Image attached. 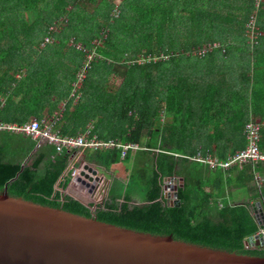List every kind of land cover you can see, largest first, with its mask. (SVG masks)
Masks as SVG:
<instances>
[{
	"label": "trees",
	"instance_id": "16d2710c",
	"mask_svg": "<svg viewBox=\"0 0 264 264\" xmlns=\"http://www.w3.org/2000/svg\"><path fill=\"white\" fill-rule=\"evenodd\" d=\"M251 20L259 33L250 31ZM47 37L53 42L41 48ZM87 55L93 59L75 101L72 82ZM0 94L17 122L52 114L67 99L62 134L91 122L98 137L140 147L123 158L119 148L82 150L105 169L128 166L125 178L110 177L92 210L55 187L67 186L76 149L57 153L0 130V192L6 186L43 205L264 255V246L243 244L257 225L248 200L225 196L231 173L165 151L192 154L201 144L223 156L245 144V124L257 119L264 150V0H0ZM255 170L264 176V160L244 163L235 179L249 180ZM162 176L180 178L177 205L161 195ZM253 187L264 205V179Z\"/></svg>",
	"mask_w": 264,
	"mask_h": 264
},
{
	"label": "water",
	"instance_id": "95a60500",
	"mask_svg": "<svg viewBox=\"0 0 264 264\" xmlns=\"http://www.w3.org/2000/svg\"><path fill=\"white\" fill-rule=\"evenodd\" d=\"M80 175L88 179L80 176L91 192L99 178L95 170L85 163ZM171 178H161L162 195L171 190L166 203L177 205L175 188L181 182L168 184L165 180ZM250 206L258 227L264 229V209L258 201ZM243 244L264 246V232L249 234ZM0 264H264V255L107 222L10 195L4 186L0 192Z\"/></svg>",
	"mask_w": 264,
	"mask_h": 264
},
{
	"label": "built area",
	"instance_id": "2783aa9c",
	"mask_svg": "<svg viewBox=\"0 0 264 264\" xmlns=\"http://www.w3.org/2000/svg\"><path fill=\"white\" fill-rule=\"evenodd\" d=\"M250 24V31L253 34H257L253 20L250 21ZM52 42V38L47 37L45 39L44 46ZM212 46H214V44L210 47ZM210 47H208V49ZM78 48L82 49L81 45H78ZM92 59L93 55H87L86 61L78 71L77 79L73 81V94L76 93V91L78 93V89L82 85V81L84 80V77L86 75L87 68L91 65ZM77 93L76 95L78 96ZM4 102L5 96H2L0 98V107ZM65 104L66 101H63L62 106H60V109L56 113H54L52 116H45L40 120L32 119L23 123L10 124L6 123V121H3L0 118V130L28 135L35 139H44L54 146L57 153L62 152L63 150L71 151L73 149L81 150L87 148L97 149L117 147L121 148V155L124 156L126 150H128L129 148L134 149L137 147L135 144H122L120 142L110 140L102 141L95 136H88L87 133H80L74 136L61 135L57 130V124L62 117V109H64ZM260 126L261 123L259 120H252L247 122L244 129V134L246 136L245 145L239 149L234 150L225 158H218L210 155L209 153L201 154L200 152H195L193 155L187 156V158L206 163L211 168H226L232 164L241 165L246 162L253 163L259 160H264V150L259 149L257 144L260 139ZM71 169V175L74 176L78 172V168L72 165ZM86 172L91 174L90 171ZM81 177L83 178L84 175H81ZM171 179H173V177ZM94 184L92 185V187L94 186ZM102 188L103 185L99 187V190L98 188H96L95 196L97 195L96 198L98 199H101L103 197V195H101ZM164 198L166 199L165 202H167L168 200H170L171 196H165ZM257 231L263 233L264 229L258 228L255 232L252 233V235H255Z\"/></svg>",
	"mask_w": 264,
	"mask_h": 264
},
{
	"label": "crops",
	"instance_id": "0c3cea01",
	"mask_svg": "<svg viewBox=\"0 0 264 264\" xmlns=\"http://www.w3.org/2000/svg\"><path fill=\"white\" fill-rule=\"evenodd\" d=\"M254 27H255V24H254ZM255 30H256V32L258 33V31H257V28H255ZM153 59H157V58H153ZM140 61H142V59L140 60ZM82 86H83V81H82V85H81V87H79V89H78V93H77V91H76V93L78 94V96L76 95V93H74L73 94V82H72V89H71V93H70V95L72 96V97H74V100L75 101H79V99L82 97V94H83V91H82ZM2 96H5V102L1 105V107H0V118L3 120V121H6V123H23V122H17V120H16V116L12 113V112H8V107L5 105V103H6V100H7V94H0V98L2 97ZM63 101H67V99H65V100H63ZM63 101H61L58 105H56L55 107H54V110H53V113L52 114H49V113H44V115L42 116V117H45V116H52L54 113H56L59 109H60V106H62V102ZM66 106H67V102H66V104L64 105V109H62V117L60 118V120H59V123L57 124V130H58V132L61 134V135H68V134H62L61 133V131L59 130L60 129V124H61V122H62V119H63V116H64V114H65V110H66ZM7 109V110H6ZM129 114L131 115L132 114V111H130L129 112ZM32 119H39L40 120V118H37L36 116H33V117H31V118H29L27 121H29V120H32ZM42 119V118H41ZM160 120H162V117L160 118ZM258 120V119H257ZM26 122V121H25ZM92 131V123L91 122H88L87 123V125L85 126V129L84 130H82V131H80V132H78L77 134H80V133H87L88 134V136H95L96 138H98V139H100V140H102V141H107V140H110V141H117V142H120V143H122V144H135L137 147L136 148H134V149H137V148H140L139 146H138V144H136V143H130V142H125V143H123V142H121L120 141V139H118V138H100V137H98L95 133H93V132H91ZM9 132V131H8ZM11 133H14V132H11ZM18 134H20V133H18ZM77 134H74V135H77ZM74 135H68V136H74ZM246 138V137H245ZM38 143H48L46 140H44V139H38ZM245 143H246V141H245ZM48 144H50V143H48ZM245 145V144H244ZM243 145V146H244ZM242 146V147H243ZM112 148H117V147H112ZM112 148H97V149H92V148H87V149H89V150H104V149H112ZM241 148V147H240ZM119 149H121V148H119ZM132 148H129L128 150H131ZM134 149H132V150H134ZM239 149V148H238ZM75 150V149H74ZM78 149H76V152H73L72 154H71V157H70V160H69V163H68V166H67V170L68 171H70V175H71V172H72V169H71V167H72V165L74 166V167H76V168H78V172L74 175V176H72L71 175V177H70V180H69V182H68V184H67V186L65 187V188H62V187H60L59 186V183L57 182L56 184H55V187L57 188V189H59V190H61V192L63 193V195H69V196H71L72 198H74V199H76V200H79L80 202H82L84 205L85 204H87V205H90L91 206V199H86L83 195H85L83 192H82V194H81V192H80V190L79 189H75V183H77V182H80V184L82 183L81 182V179L82 178H80V176L81 175H79L80 174V171L81 170H83V165L86 163V164H88V166H90V168H92V169H94L95 170V173H96V175H98V179L96 180V182H95V184H94V186L92 187V190H91V192H90V190H88V193H90L89 195L91 196V197H95L94 198V200H96V201H98V202H101L102 203V201L106 198V189H107V185H108V182H109V179H110V177H109V175L106 173L107 172V169H109V168H113V167H115V166H117V165H119L122 161H118V162H112L110 165H109V168H107V169H105V168H103L102 166H97V165H94L93 163H90V162H88V161H86L85 159H84V155H83V153H82V150H84V149H81V151L80 150H78L79 151V153H78V151H77ZM128 150H126V152H125V154L128 152ZM152 150H156V148H154V149H152ZM236 150V149H235ZM165 151H167V152H170V153H172L173 155H175V156H178V157H184V158H186V159H189V158H187V156H191V155H193L195 152H200L201 154H204V153H209L210 155H212V156H215V157H218V158H225V157H227L231 152H229V151H227V152H225V154L223 155V156H219V155H217L216 153H211V151L208 149V148H206V147H204V146H201V144H199L198 145V148H196L195 150H194V152L192 153V154H187V153H184V152H177V150L176 151H169V150H165ZM121 153L122 152H120V156H121V158H123L124 156H125V154H124V156H122L121 155ZM80 159V160H79ZM78 160L79 161H83L82 163V165H79L80 164V162H78ZM190 160H192V159H190ZM195 161V160H194ZM198 162H201V161H198ZM257 162V161H256ZM202 164H203V166L206 168V167H209L206 163H203V162H201ZM248 163H250V162H248ZM253 163H255V162H253ZM253 163H250V164H253ZM93 164V165H92ZM244 164V163H243ZM243 164H241V165H237V164H232V165H230L229 167H226V168H220V169H222V172H224V173H227L228 171L231 173V175H232V183H229L228 185H227V189H226V194H225V196H227V198L230 200V201H233V202H236V201H243V200H248V206H249V210H250V212L252 213V215H253V217L255 216V213L252 211V209H251V206H250V203L251 202H253V201H258L259 203H260V206L264 209V205H263V202H262V200L261 199H259V198H257V196H255V197H253L254 196V194L252 195V193L254 192V187H253V185H255L256 187L258 186V185H260V183H261V181H262V179H264V176H262V174L260 175V173L258 172V170H255V171H252V177H251V179H249V180H243V181H241V177L240 176H238V178L237 179H235V177L237 176V175H234V174H237L238 173V170L241 168V166L243 165ZM93 166V167H92ZM98 168H97V167ZM100 168V169H99ZM85 171H87V169H84ZM100 170V171H99ZM126 173V174H125ZM127 173H128V168H127V171L126 172H124V173H122L123 174V176L122 175H119L118 173H116V177H118V178H120V179H123V178H125L126 177V175H127ZM239 174V173H238ZM264 175V174H263ZM113 176H115V175H113ZM109 177V178H108ZM162 177H165V176H162ZM161 177V178H162ZM173 177V179H171V180H173V181H171V180H165L168 184H170L171 182H177L180 178L178 177V176H172ZM237 184V185H236ZM82 185V184H81ZM101 185H103V188H102V190H101V195H103V197L101 198V199H98V198H96V196H95V192H96V188H98V190H99V187L101 186ZM87 188V187H86ZM160 189H161V181H160ZM171 192V190H169V192L167 193L168 195L167 196H171L170 193ZM161 195H162V189H161ZM252 195V196H251ZM89 196V197H90ZM163 196V195H162ZM163 197H165V196H163ZM87 200V201H84V200ZM254 220H255V218H254ZM256 222V221H255ZM256 225H257V229L259 228L258 227V224L256 223ZM256 229V230H257Z\"/></svg>",
	"mask_w": 264,
	"mask_h": 264
},
{
	"label": "rangeland",
	"instance_id": "374dc122",
	"mask_svg": "<svg viewBox=\"0 0 264 264\" xmlns=\"http://www.w3.org/2000/svg\"><path fill=\"white\" fill-rule=\"evenodd\" d=\"M112 2H115L116 4H120V2H121V0H111ZM260 0H255V2H259ZM117 13H118V11H116V13H113V15H117ZM254 14V12L252 13V15ZM249 23V22H248ZM256 28V27H255ZM57 30H59V29H57ZM247 33V36H252L251 35V33L250 32H246ZM259 33V32H258ZM51 44V43H50ZM69 45H73V43H71L70 42V44ZM204 45V47H206L207 46V44H203ZM41 48H44V44H42L41 45ZM191 49V48H190ZM195 50H190V52H194ZM111 80L112 81H115V82H119L120 80H121V78H119L118 76H112V78H111ZM81 151V150H80ZM78 153H79V151H78ZM80 160V159H79ZM78 160V162H80V164L79 165H82L84 162L83 161H79ZM83 162V163H82ZM93 165V164H92ZM93 167V166H92ZM97 167V166H96ZM98 168V167H97ZM127 168H128V166H127V163H125V162H121L119 165H117V166H115V167H113V168H109V169H107V174L109 175V177H111V176H113V175H115L116 176V173H118L119 175H122L123 176V174L122 173H124V172H126L127 171ZM100 169V168H99ZM100 171V170H99ZM126 174V173H125ZM108 177V178H109ZM83 179L85 180V181H88V179L86 178V177H83ZM82 184V185H81ZM80 184V182H77V183H75V189H79L80 190V192H81V194H82V192L85 194V195H83L86 199H91V206H90V208L92 209V210H94V208H96L97 206H99L100 204H101V202H98V201H96V200H94V198L93 197H91L89 194L90 193H88V188H86L87 187V185H85L84 183H81ZM90 196V197H89ZM84 200V201H87V200ZM130 203H139V202H137V201H131Z\"/></svg>",
	"mask_w": 264,
	"mask_h": 264
}]
</instances>
